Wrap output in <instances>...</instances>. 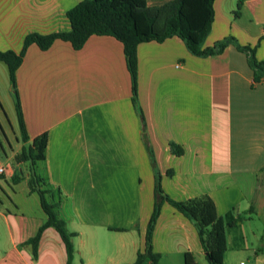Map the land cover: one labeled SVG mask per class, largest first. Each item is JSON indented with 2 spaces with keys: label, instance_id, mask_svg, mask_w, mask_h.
Returning a JSON list of instances; mask_svg holds the SVG:
<instances>
[{
  "label": "crops",
  "instance_id": "1",
  "mask_svg": "<svg viewBox=\"0 0 264 264\" xmlns=\"http://www.w3.org/2000/svg\"><path fill=\"white\" fill-rule=\"evenodd\" d=\"M79 1L0 0V50L19 52L29 33L68 31L66 12ZM167 1L145 0L150 7ZM238 1L214 0L203 47L232 36L255 46L256 59L264 61V0H241L236 16ZM136 57L135 104L123 44L111 35H90L78 49L61 39L45 50L31 43L16 70L28 142L47 137L34 169L74 233L73 264L135 261L144 249L157 175L173 200L208 195L214 201L225 223L223 264H264V243L258 242L264 229L254 221L264 224V77L253 81L245 52L232 43L221 53L199 56L170 36L139 43ZM0 88L14 110V116L5 111L0 94V136L8 147L0 139V166L7 168L0 179L7 185L25 181L31 197L29 163L15 160L24 142L2 61ZM1 192L0 264H65V247L53 227L43 230L35 257L24 244L46 219L39 198L38 207L24 210L19 204L25 201ZM151 244L157 264H184L185 252L196 264H208L193 222L167 201Z\"/></svg>",
  "mask_w": 264,
  "mask_h": 264
},
{
  "label": "trees",
  "instance_id": "2",
  "mask_svg": "<svg viewBox=\"0 0 264 264\" xmlns=\"http://www.w3.org/2000/svg\"><path fill=\"white\" fill-rule=\"evenodd\" d=\"M213 3L214 0H169L158 6L150 7L145 0H81L66 12L70 22L68 31L50 34L29 33L24 37L19 52L10 49L0 50V61L7 66L17 123L21 140L24 142L20 152L15 155V160L29 163V190L38 195L40 206L46 214V219L36 234L24 243L31 246L34 257L43 230L53 227L65 247V264H73L72 237L74 233L67 230L65 221L57 213L59 200L55 199L52 189L46 186L42 177L34 169L35 164L44 158L47 137L43 133L28 142L29 137L21 111L16 86V70L22 62L27 46L35 43L38 48L45 50L54 40L61 39L70 42L73 48L78 49L93 34L115 37L123 44L134 104L137 82V45L146 41L160 42L170 36L179 37L191 53L199 56L221 53L229 43H232L240 51L245 52L253 70V81H260L264 77V61L256 59L255 46L241 45L234 37L228 36L216 41L212 46L203 47V42L211 29L214 18ZM240 7L241 0L237 3L234 15L239 14ZM262 39H264V35ZM171 147L176 154L181 153L179 146L171 144ZM159 178L160 176L157 175L155 179L153 208L146 226L144 249L142 252L138 251L132 264H141L146 258H149L152 264H157L158 254L152 252L151 240L154 225L164 201H167L193 222L208 264H223V254L226 249L225 223L223 218L218 215L214 201L208 195L183 201L173 200L163 193ZM13 181L17 182L15 178ZM239 220L240 217L231 223ZM184 264H196L191 253H184Z\"/></svg>",
  "mask_w": 264,
  "mask_h": 264
},
{
  "label": "rangeland",
  "instance_id": "3",
  "mask_svg": "<svg viewBox=\"0 0 264 264\" xmlns=\"http://www.w3.org/2000/svg\"><path fill=\"white\" fill-rule=\"evenodd\" d=\"M0 94L2 97L1 98L2 106L4 107L5 111L7 113H8V111H10L14 116L13 104L9 103V101L7 99L6 90L4 88H0ZM13 102H14V100H12V103ZM16 125L18 126V123H16ZM20 138H21V136H20ZM0 139L2 141L4 140L2 135L0 136ZM3 145H4L5 151H7L8 147H7V145H5V140L3 141ZM3 158H4L3 150L0 147V160H2ZM0 175H2V174H0ZM8 185L5 184V182L0 179V194H2L1 190L3 189L8 195L12 196L11 198L14 201H16V202L25 201V202H21V203H24V205L19 204L21 209L30 210L34 207L39 206L38 205L39 204L38 203V195L36 193H33L31 195V197H27V196H29L26 194V189L28 186H27V183L25 181L21 182L17 185H13L11 183V181H8ZM11 186L14 188V192H13V190H11ZM6 207L15 208V205H14V203H9V204L7 203ZM254 221H255V223H257V226H260V227L263 226V229H264V224L262 223V221L260 223V221L258 219H256V217H254ZM249 240L251 242L250 238H249ZM258 242L264 243V232L262 233L261 239Z\"/></svg>",
  "mask_w": 264,
  "mask_h": 264
},
{
  "label": "built area",
  "instance_id": "4",
  "mask_svg": "<svg viewBox=\"0 0 264 264\" xmlns=\"http://www.w3.org/2000/svg\"><path fill=\"white\" fill-rule=\"evenodd\" d=\"M6 171H7L6 167L0 166V174H4V173H6Z\"/></svg>",
  "mask_w": 264,
  "mask_h": 264
}]
</instances>
